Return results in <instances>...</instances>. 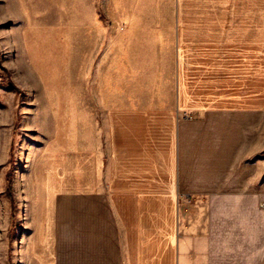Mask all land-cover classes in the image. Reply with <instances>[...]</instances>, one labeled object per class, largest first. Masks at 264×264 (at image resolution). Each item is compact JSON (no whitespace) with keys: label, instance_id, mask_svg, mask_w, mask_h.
<instances>
[{"label":"crops","instance_id":"obj_1","mask_svg":"<svg viewBox=\"0 0 264 264\" xmlns=\"http://www.w3.org/2000/svg\"><path fill=\"white\" fill-rule=\"evenodd\" d=\"M262 9L261 0H176L172 18L143 21L144 26L171 27L178 44L213 36L221 42L235 36L254 42L262 34ZM251 16L253 24L241 23ZM183 48L177 46L176 60L185 71L191 50L187 54ZM140 100L109 98L103 141L94 135L85 142L83 136L76 150L51 149L35 160L30 261L264 264L258 255L252 260L213 257L214 251H262L259 237L249 249L238 243L246 232H261L264 181L254 126L260 111L206 110L214 99L191 95L178 79L172 109ZM215 100L226 103L222 97ZM192 108L200 116L185 119V110ZM255 145L256 163L252 158L250 168L244 157ZM246 170L252 180L241 190L245 179L238 172ZM196 202L205 203L185 224L186 206ZM201 218L209 222L201 224Z\"/></svg>","mask_w":264,"mask_h":264},{"label":"rangeland","instance_id":"obj_2","mask_svg":"<svg viewBox=\"0 0 264 264\" xmlns=\"http://www.w3.org/2000/svg\"><path fill=\"white\" fill-rule=\"evenodd\" d=\"M175 3L0 0V264H34L29 254L37 191L33 163L51 149L76 150L94 135L103 141L109 98L142 99L168 111L178 79L191 95L214 99V106L206 110L260 111V127L257 122L254 126L264 181V10L262 34L254 42L238 36L221 42L213 36L178 44L172 40L171 27L144 26L143 21L172 18ZM252 18L241 23L253 24ZM177 46L187 54L191 50L185 71L176 60ZM218 97L226 103H216ZM185 111L187 120L200 116L196 108ZM256 148L244 157L250 168L252 158L256 163V153L252 154ZM238 175L245 179L238 189H245L252 171ZM204 203L186 206L185 224ZM235 205L242 204H230ZM260 209L261 232H246L240 240L245 242L238 243L249 249L259 237L262 251H214V258L252 260L258 255L264 260L263 198Z\"/></svg>","mask_w":264,"mask_h":264},{"label":"trees","instance_id":"obj_3","mask_svg":"<svg viewBox=\"0 0 264 264\" xmlns=\"http://www.w3.org/2000/svg\"><path fill=\"white\" fill-rule=\"evenodd\" d=\"M8 183H9V189L11 191V189H12V182L10 181V178H8Z\"/></svg>","mask_w":264,"mask_h":264}]
</instances>
